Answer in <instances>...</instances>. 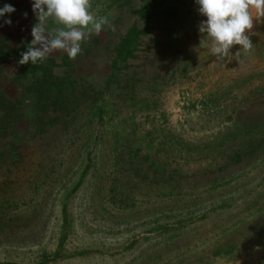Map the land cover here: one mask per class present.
<instances>
[{
    "label": "rangeland",
    "instance_id": "1",
    "mask_svg": "<svg viewBox=\"0 0 264 264\" xmlns=\"http://www.w3.org/2000/svg\"><path fill=\"white\" fill-rule=\"evenodd\" d=\"M90 2L111 27L21 65L0 0V264H264V17L224 62L194 0Z\"/></svg>",
    "mask_w": 264,
    "mask_h": 264
},
{
    "label": "clouds",
    "instance_id": "2",
    "mask_svg": "<svg viewBox=\"0 0 264 264\" xmlns=\"http://www.w3.org/2000/svg\"><path fill=\"white\" fill-rule=\"evenodd\" d=\"M194 2L198 5V12L206 17L200 22L198 32L205 38V43L211 40V56L229 62L230 57H236L241 49H252L253 44L246 31L252 29L254 18L260 21L264 17V0ZM31 6L37 23L32 26V40L27 50L21 53L18 61L21 65L42 63L56 50H63L69 59H75L82 52V43L90 35H99L106 26L111 27L107 16L92 14L90 0H31ZM15 11V7L8 3L0 7L3 24H12V20L5 17ZM50 19L61 27L47 30ZM233 45L240 46L235 56L230 52Z\"/></svg>",
    "mask_w": 264,
    "mask_h": 264
}]
</instances>
